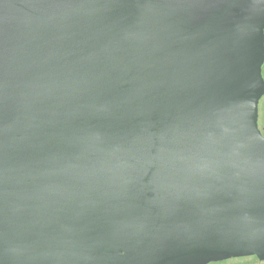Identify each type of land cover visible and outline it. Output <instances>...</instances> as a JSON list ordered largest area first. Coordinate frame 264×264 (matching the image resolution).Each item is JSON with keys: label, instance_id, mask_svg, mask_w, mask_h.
Here are the masks:
<instances>
[{"label": "water", "instance_id": "95a60500", "mask_svg": "<svg viewBox=\"0 0 264 264\" xmlns=\"http://www.w3.org/2000/svg\"><path fill=\"white\" fill-rule=\"evenodd\" d=\"M260 0H0V264L264 259Z\"/></svg>", "mask_w": 264, "mask_h": 264}, {"label": "flooded vegetation", "instance_id": "af4514ba", "mask_svg": "<svg viewBox=\"0 0 264 264\" xmlns=\"http://www.w3.org/2000/svg\"><path fill=\"white\" fill-rule=\"evenodd\" d=\"M260 6L264 13V0H260ZM263 46H264V26H263ZM260 75L264 82V53H263V61L260 66ZM257 131H258V138L260 145L264 151V93L260 97L257 104ZM230 259H232L231 261H233V264H264V259H259L256 256L236 257ZM218 262H211L209 264H217Z\"/></svg>", "mask_w": 264, "mask_h": 264}, {"label": "rangeland", "instance_id": "374dc122", "mask_svg": "<svg viewBox=\"0 0 264 264\" xmlns=\"http://www.w3.org/2000/svg\"><path fill=\"white\" fill-rule=\"evenodd\" d=\"M232 259L229 260H222L221 262H218L217 264H233V261H231Z\"/></svg>", "mask_w": 264, "mask_h": 264}]
</instances>
